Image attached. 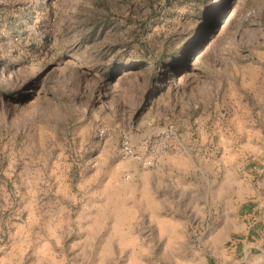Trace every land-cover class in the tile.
I'll list each match as a JSON object with an SVG mask.
<instances>
[{
	"label": "rangeland",
	"instance_id": "rangeland-1",
	"mask_svg": "<svg viewBox=\"0 0 264 264\" xmlns=\"http://www.w3.org/2000/svg\"><path fill=\"white\" fill-rule=\"evenodd\" d=\"M0 264H264V0H0Z\"/></svg>",
	"mask_w": 264,
	"mask_h": 264
},
{
	"label": "trees",
	"instance_id": "trees-1",
	"mask_svg": "<svg viewBox=\"0 0 264 264\" xmlns=\"http://www.w3.org/2000/svg\"><path fill=\"white\" fill-rule=\"evenodd\" d=\"M209 9H211V8H208L207 10H205V12L208 11ZM207 14H208V13H206V19H209L210 22H209V23H206V25L202 26V27L199 29V32H201L202 30H204V29L206 28V31H207L208 33H210V32H212L213 30H216V29L218 28V26L220 25L219 23H216L217 21H215V20L213 19V16H212V15H209V14L207 15ZM220 15H221L222 18H223V16H224L223 12H221ZM199 34H200V33H198V38L200 39L199 42H202V43H203V38L201 37V34H200V36H199ZM196 46H197V45H196ZM193 50H195V48H193V49L190 50V51H193Z\"/></svg>",
	"mask_w": 264,
	"mask_h": 264
}]
</instances>
